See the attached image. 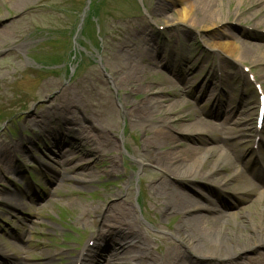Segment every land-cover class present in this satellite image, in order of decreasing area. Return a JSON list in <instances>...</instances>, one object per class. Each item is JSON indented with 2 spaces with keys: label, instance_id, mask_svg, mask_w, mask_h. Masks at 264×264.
<instances>
[{
  "label": "rangeland",
  "instance_id": "374dc122",
  "mask_svg": "<svg viewBox=\"0 0 264 264\" xmlns=\"http://www.w3.org/2000/svg\"><path fill=\"white\" fill-rule=\"evenodd\" d=\"M178 1L24 0L15 5L11 0H0V192L1 189L16 191L17 200L25 203L21 208L0 204V264L71 263L79 252H86L91 244L96 245L92 227L99 225L98 216L105 212L106 204L125 195L129 197L136 225L152 240L151 253L157 254L159 249L166 248V242L157 235L175 240L172 230L179 222V215L163 216L151 210L148 203V195L152 194L148 183L157 176L159 168L149 165L141 168L135 163V150L141 148L149 133L144 127L133 125L126 115L132 104L144 98L143 92L130 93L129 87L138 88L143 82L153 96L160 92L163 80L169 77L173 85L189 95L195 88L201 90L214 74L216 78L211 80L208 93L226 94L232 106L250 97L249 101L252 99L255 103L250 111L254 126L257 86L264 90V62L232 63L230 57L224 60L223 54L211 50L205 41L225 32L263 48L264 25L257 23L256 17L264 11L256 12L255 17L249 15L252 10L249 0H216L225 21L212 29H200L188 35L185 22L177 21L175 5ZM163 3L167 4V13H155L158 4ZM150 38L153 39L151 44L145 45V40ZM143 46L153 55L160 52L171 69L156 66L146 75L139 74L140 82L126 79L122 74L131 62L127 59V50H134L135 54L142 51ZM250 51L252 55L258 53L255 49ZM187 60L194 65L189 75L174 76L175 72L183 70L182 64ZM121 78L123 82L119 81ZM113 80L120 82V86H113ZM181 97L190 99L192 111L197 113L188 124L198 122L200 112L207 113L205 111L211 108V104L206 103L202 109L203 98L199 95L195 100L185 95ZM166 99L176 98L166 96ZM179 103L180 107L184 106ZM248 107L251 106L243 108L244 114L249 112ZM33 118L36 124L32 123ZM71 121L74 123L69 125ZM71 127L74 130H68ZM78 127L79 132L83 127L93 131L90 136L94 128L109 129L118 142L111 151L117 162V173H106L104 163L97 162L87 170L89 182L80 186L73 178L77 171L65 175L53 166L54 157L71 161L70 158L80 152L70 142L77 139ZM46 129L55 137L58 129L66 130L59 132L64 138L60 149L54 147V137L45 135ZM201 137L192 138L194 142L190 137L182 138L178 140L177 149L195 144ZM248 139L242 149L249 150L252 138L225 140L232 145ZM260 139L262 151L264 125ZM83 147L81 152L88 148ZM246 159L247 156H242L240 162L225 164L231 170L242 171L250 165ZM2 164L10 165L9 174L1 171ZM254 168L259 169V165ZM222 176L229 177L230 173H222L219 178ZM194 179L181 184L180 189L196 198L197 193L207 194L213 203L218 197L221 211L237 213V218L229 219L224 226L247 231L245 210L259 220L253 210L264 200L253 192L232 195L219 192L213 184L198 177ZM65 192L72 193L66 196ZM240 219L242 226L245 225L243 228L239 226ZM101 228L107 230V235L113 233L108 227ZM102 242L98 243L105 245ZM117 242L110 244V248L122 245ZM110 248L104 246L98 253H107ZM255 252L259 256L252 264H264V246H259Z\"/></svg>",
  "mask_w": 264,
  "mask_h": 264
},
{
  "label": "bare ground",
  "instance_id": "6f19581e",
  "mask_svg": "<svg viewBox=\"0 0 264 264\" xmlns=\"http://www.w3.org/2000/svg\"><path fill=\"white\" fill-rule=\"evenodd\" d=\"M22 1L24 0H11L15 5H19L20 3H17ZM249 3L252 5L249 15L256 17V12L264 11V0H249ZM167 10V4L163 3L158 4L154 12L165 14ZM175 13L177 21L185 22L187 27L185 32L188 35L192 32L196 34L200 29H212L224 22L226 18L222 17L221 8H218L216 0H179L175 5ZM256 18L257 23L264 25V13ZM151 41H153L152 38L145 40L144 43L148 46ZM206 42L210 49L222 53L224 60L230 57L232 63L264 62V47L247 43L229 33L222 32ZM141 48L142 51H136L135 54L134 50L126 52L127 59L131 61L128 68L123 74L121 73L126 79L140 82L142 78L140 79L138 75H146L156 66L171 69L161 58L160 52L153 55L144 46ZM254 49L258 51L257 55L251 54L250 50L254 51ZM192 62L187 60L185 62L187 65L182 64L183 70H179L178 74L173 72V75H189L194 68V65L190 64ZM215 78L213 74L211 79ZM123 79L119 81L123 82ZM211 79L207 81L205 88L201 90L195 88L189 95L181 87L173 85L169 77L163 80L160 92L153 96L149 92V86L143 82L138 88L134 86L128 88L130 93L140 90L144 93V98L132 104L127 109L126 115L129 116L133 125L144 127L143 129L149 133L143 140L141 148L138 151L135 150V163L141 168L148 165L159 168L157 176L148 183L152 193L148 195V203L151 205V210L160 212L163 216L179 215V222L172 230L175 240L157 235V238L164 240L167 245L164 250L159 249L157 254L151 253L152 240L136 225L129 197L125 195L123 198L117 197L113 203L106 204L105 212L98 216L99 225L92 227L98 242L104 241L110 244L119 241L118 243L122 245L118 248H110V245H107L110 249L103 254L98 253L100 246L96 247L95 252L90 248L88 252L91 255L80 252L69 264H210L213 261L217 264H252L255 262L259 256L255 252L256 249L264 246V203L257 205L253 210L254 214L259 216L258 221L245 210L244 219L248 221V227L244 232L239 227L231 229L229 226H224L229 219L237 218L238 215L234 212L221 211L217 205L218 197L215 198L217 203L214 202V204L207 194L197 193L200 200L180 189L181 184L194 181V178L198 177L213 184L219 192H228L232 195L253 192L264 200V173H259L255 169L246 170V168L242 171L231 170L229 166H226V164L233 165V162H240L239 159L242 156H247L248 160L253 158L251 167L256 163L264 165V151L260 154L259 150L242 149L249 139L237 144V141L243 138L256 139L260 134V130L252 126L250 118L252 114L250 111L255 103L252 99L249 101L250 97L247 96L241 100V103L232 106V100L226 95L215 97V93H208L207 87ZM179 81L182 83L181 79ZM120 82L112 81L113 86L117 87L120 86ZM182 95L188 98L194 97L193 100L199 95L203 98L202 109L206 103H210L211 108L205 111L207 113L200 112L198 122L188 124L197 117V113L192 111V101L184 100ZM166 96L176 99L169 100ZM179 102L184 103V106L180 107ZM126 104L127 102L124 105ZM247 105L251 107H248L249 112L244 114L243 108ZM182 113L186 114L181 115ZM203 114L206 117H202ZM31 121L34 124L37 122L34 118ZM73 123L74 121H71L69 125ZM148 126L152 127L147 129ZM68 130L72 131L74 127ZM77 130L78 137L74 141L79 142H70L71 146L80 152H76L77 154L70 158L71 161H66L67 158L62 160L54 157L53 166L58 167L59 172L65 175L77 171L73 174V178L80 186L89 182L87 170L97 162L104 163L103 167L107 168L106 173H117V162L111 151L115 149L118 142L109 129L94 128L92 136L88 134L93 131H88L85 127L81 132L79 127ZM60 131L66 130L58 129L56 137L49 129L44 131L48 137H54L55 148H59L60 142L64 140L59 134ZM84 131L86 135L81 136ZM199 135L202 137L197 143L184 145L182 150L177 149L178 140L190 137L192 141V138ZM228 138H235L237 141L228 145L225 140ZM257 143L259 148L260 139ZM84 145L88 148L81 152ZM165 145H167L166 148H164ZM15 151H17L16 148ZM258 156L261 158L258 159ZM104 157H107L106 160ZM72 161H75L74 165L69 166ZM1 168L2 172L10 173V165L2 164ZM227 172L230 173L229 177L219 178L222 173ZM247 174L253 179H250ZM125 179L129 180L130 177ZM65 193L68 196L72 192ZM8 199H13L11 193L0 192V201L7 203ZM14 205L19 207L18 203ZM238 223L241 227L242 220L240 219ZM101 226L112 229V235H107V230Z\"/></svg>",
  "mask_w": 264,
  "mask_h": 264
}]
</instances>
